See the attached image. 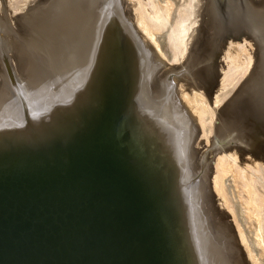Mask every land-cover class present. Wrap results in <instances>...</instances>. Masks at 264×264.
<instances>
[{"label": "bare ground", "instance_id": "bare-ground-1", "mask_svg": "<svg viewBox=\"0 0 264 264\" xmlns=\"http://www.w3.org/2000/svg\"><path fill=\"white\" fill-rule=\"evenodd\" d=\"M8 1L21 14L0 9V264H261L224 181L264 257V131L237 101L264 90V22L223 32L214 0H95L88 13ZM210 132L214 170L194 146Z\"/></svg>", "mask_w": 264, "mask_h": 264}, {"label": "rangeland", "instance_id": "rangeland-1", "mask_svg": "<svg viewBox=\"0 0 264 264\" xmlns=\"http://www.w3.org/2000/svg\"><path fill=\"white\" fill-rule=\"evenodd\" d=\"M6 1V2H5ZM83 1V3H84V0H82ZM87 1H89L90 2V0H87ZM98 1H102V0H97L96 2H98ZM128 1H130V0H128ZM132 1H135V0H132ZM160 1H162V0H160ZM173 1V3H175V5L177 6V7H175V5H174V7H173V9L175 10V9H177L180 5L179 4H181L182 2H183V0H172ZM215 1V3H216V5H217V10L216 11H218V12H216V15L218 16H216V18H217V20L218 19H220L221 20V22H220V28L222 29V31L224 32V30H225V32H231V31H233V32H235L237 29L239 30V31H241V29H243L242 31H249V29L251 28V26L252 27H254V23L256 22V19L259 21V18L264 22V2H263V4L261 5V9H263V10H261L260 11V13H257L256 11H254L253 9H252V3H251V1L253 2V1H256V0H214ZM217 1V2H216ZM258 1H262V0H258ZM4 2V3H3ZM9 1L8 0H2V1H0V9H1V7H4L5 5V10H7L6 12H8V14L9 15H11L12 17H14V16H16V15H19V14H21V11H12L11 10V8H9V9H7L9 6V3H8ZM80 3V6H82V4L84 5V7L83 8H81L80 6H78L79 7V9H83L84 11H82V12H91V10H90V8H93V5H94V2H95V0H93L91 3ZM244 3V4H243ZM5 4V5H4ZM246 4V5H245ZM85 5H86V7H85ZM88 5V6H87ZM21 6H24V5H21ZM20 6V7H21ZM92 6V7H91ZM231 6V7H230ZM127 7H131V5L129 4V6H127ZM248 7H249V9H248ZM3 8V9H4ZM88 8V9H87ZM219 8V9H218ZM248 9V10H247ZM20 10V9H19ZM88 10H90V11H88ZM219 10H220V14H219ZM96 11H100L101 12V10L100 9H98V10H96ZM246 11V12H245ZM6 12H5V14H6ZM12 13H14L13 15H12ZM248 13H251V14H248ZM2 13H0V15H1ZM8 14H6V16H8ZM175 15V13H172V16H171V18L173 17ZM249 16V17H248ZM252 16V17H251ZM254 17V18H253ZM9 19V18H8ZM97 22H99V21H97ZM219 22V21H218ZM235 22V23H234ZM260 22V21H259ZM0 23H1V27L2 28H4V29H7V25H6V23H7V18L4 16V14H2L1 16H0ZM95 25H97L98 26V24L96 23ZM225 25H226V28H225ZM239 25V26H238ZM247 25V26H246ZM238 26V27H237ZM241 26V27H240ZM246 26V27H245ZM259 27L261 28V25H260V23H259ZM245 28V29H244ZM231 29V30H230ZM237 30V31H238ZM238 31V32H239ZM163 32H164V34H163ZM161 33V34H160ZM159 34H158V36H157V42H158V44H159V46H160V49H161V54L160 55H162V56H160V58H161V60L162 61H164L163 63L165 64V66H170L172 63L169 61V57H170V50H169V47H168V42H167V39H166V32H165V30L164 31H162V32H160ZM160 35V36H159ZM163 35H165V36H163ZM165 40V41H164ZM166 43V44H165ZM245 44L247 45V48H249L251 51H254V45H250L249 43H248V41L246 40L245 41ZM123 45V44H122ZM249 45H250V47H249ZM118 47L117 48H119V47H121V45H117ZM123 47V46H122ZM167 48V49H166ZM121 49V48H120ZM167 52V53H166ZM2 56H4L5 58H3ZM164 56H165V58H164ZM251 56H253V54L251 55ZM163 57V58H162ZM254 58V57H253ZM0 65H1V62L2 61H4L5 59H6V55H3V54H0ZM2 59H4V60H2ZM165 59H166V61H165ZM220 60H222V59H220ZM254 60V59H253ZM6 61H7V59H6ZM6 61H4V62H2V63H5L4 65L5 66H8V62L6 63ZM166 63H167V65H166ZM175 65H178V62L175 64ZM165 66H159L158 68L159 69H162L163 67L165 68ZM161 67V68H160ZM170 74H172V73H169V77H167V79L169 80H171L174 76H175V74L173 73L172 75H170ZM171 76V77H170ZM242 79V80H241ZM240 79V81H239V83H237L233 88H231V89H229V92H228V94H227V96L225 97V99H223V101L221 102V103H219V104H212L211 106H212V108H215V109H221L226 103V101L228 102L229 101V99H231L230 98V96L231 97H233L234 95L233 94H235V93H233V92H236L238 89H239V87H240V83L242 84V82L241 81H243L244 80V77H242ZM238 85V86H237ZM238 87V88H237ZM244 89V90H243ZM247 89H249L248 87H245V88H240V92H238L237 93V96H239V97H237V101H238V106L241 108V113L243 114L244 113V111H245V113L243 114V115H246V114H249V115H246V116H248L249 118H250V121L252 122V126L254 127V129H255V131L256 132H261L262 133V131H264V90H261L260 91V89H258V91H257V93L256 94H250L251 93V90H250V92H248L249 90H247ZM234 90H236V91H234ZM242 91V92H241ZM244 92V93H243ZM245 92H247V93H245ZM249 93V94H248ZM253 93H255V92H253ZM245 94L247 95L246 97H245ZM131 97H133V93H132V91H131ZM242 95H244V97L242 96ZM252 95V96H251ZM251 96V97H250ZM239 98V99H238ZM247 98V99H246ZM250 99V100H249ZM133 100V99H132ZM225 101V102H224ZM249 101H251V102H249ZM134 102V101H133ZM132 104V103H131ZM222 105V106H221ZM209 107H210V105H209ZM262 108V109H261ZM261 109V110H260ZM213 110V109H212ZM243 110V111H242ZM249 110L252 112H249ZM263 113V114H262ZM251 114V115H250ZM248 118V119H249ZM254 119V120H253ZM249 121V122H250ZM250 122V123H251ZM254 122V123H253ZM255 122H257V123H255ZM256 128H257V130H256ZM260 129V130H259ZM264 133V132H263ZM208 135V136H207ZM200 138H199V137ZM259 136H261L260 138H261V140H264V136H262V135H259ZM206 137H208V138H206ZM198 139V140H197ZM206 139V140H205ZM213 139V136H212V134H211V132L210 133H207V134H205V135H202V134H198L197 136H196V139H195V141H196V143H194V144H196V145H194L195 146V148L199 151V152H201V151H203V152H201V153H204V152H206V154H207V156H208V158H210V156H211V158L212 157H214V158H212V160H211V162H209V164H210V166H211V168L214 170V166H213V164H215V160L214 159H216V157H217V155H214V154H211L210 156H209V154H210V151L213 149V145H214V140H212ZM211 140V141H210ZM211 143H210V142ZM200 142V143H199ZM201 142H203V143H201ZM212 142H213V144H212ZM208 143V144H207ZM200 144V145H199ZM204 144V145H203ZM208 145H209V147H208ZM207 146V147H206ZM210 149V150H209ZM205 150H207V151H205ZM29 151H31V150H29ZM41 150H39V152H40ZM26 152V151H25ZM38 151H36V152H34V153H30V154H44V152L42 153H39ZM205 154V153H204ZM244 158H249V156L248 155H244ZM199 177V174H196L195 175V178H198ZM226 179L227 180H225L224 181V184H225V187H226V189H227V191H228V193H229V195H230V197H231V200H232V202H233V204H234V207H235V213H236V218H237V221H238V223L240 224V226H241V228H242V230L244 231V233H245V236H246V238H247V241L250 243V245L252 246V248H253V250H254V253L257 255V258L259 259V261L261 262V264H264V257L263 256H261L260 255V251H261V249H260V247L259 246H256V244L253 242L254 241V226L256 225V223L254 222V221H248V220H246V218L244 217V215H243V212H242V209H241V207L239 206V202H238V199H237V196H236V192H235V189H233V185H232V182L230 181L229 182V180H231L230 179V177H226ZM193 180H195L194 178L193 179H191L190 180V182L191 181H193ZM228 186H230V187H228ZM183 187H185V186H183ZM182 187V188H183ZM188 191H189V187H188V189H187ZM234 190V191H233ZM231 191H232V195H231ZM184 192H185V189H184ZM187 193V192H186ZM186 196H188V197H185V204H188L189 202H190V200H189V194H187ZM233 197V198H232ZM234 200V201H233ZM217 202H219V201H216V206L218 207V209L219 210H225L224 209V207L223 206H221V203L219 202V203H217ZM236 203V204H235ZM219 204V205H218ZM239 206V207H238ZM222 207V208H221ZM227 210H225L224 212L230 217V213H229V211H227ZM229 220H231V217L229 218ZM246 223V224H245ZM252 224V225H251ZM248 229V230H247ZM259 255V256H258ZM261 258V259H260ZM263 259V260H262Z\"/></svg>", "mask_w": 264, "mask_h": 264}, {"label": "water", "instance_id": "water-1", "mask_svg": "<svg viewBox=\"0 0 264 264\" xmlns=\"http://www.w3.org/2000/svg\"><path fill=\"white\" fill-rule=\"evenodd\" d=\"M111 69L112 68H108L107 71L105 72L104 77H103V90L107 88L108 83L110 82L111 76L112 77L114 76V70L113 69L111 70ZM127 89H128V87H127ZM129 94H131V92ZM100 104H101L100 101L95 100L93 102L92 106L90 107L91 109H89L87 111L89 113V115L96 113L97 109L100 108ZM127 105L129 106V103H127ZM88 113L85 114L82 111V113L80 112L78 115H76L75 119H72V121H71V123H72L71 127H73L72 129H82L83 123H84L83 120L86 116H88ZM77 132H79V131H77ZM0 141L7 143V144L9 143L8 140L2 139L1 137H0ZM151 162L153 164H158V162L156 160H154V158H152V157H151ZM0 168H1V166H0ZM105 195H108V194H105Z\"/></svg>", "mask_w": 264, "mask_h": 264}]
</instances>
